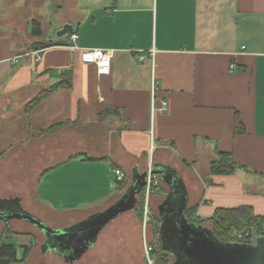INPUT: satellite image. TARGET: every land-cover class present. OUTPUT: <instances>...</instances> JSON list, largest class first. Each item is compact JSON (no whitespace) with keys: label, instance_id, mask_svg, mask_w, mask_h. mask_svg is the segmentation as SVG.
Returning a JSON list of instances; mask_svg holds the SVG:
<instances>
[{"label":"crops","instance_id":"0c3cea01","mask_svg":"<svg viewBox=\"0 0 264 264\" xmlns=\"http://www.w3.org/2000/svg\"><path fill=\"white\" fill-rule=\"evenodd\" d=\"M67 1L59 28L70 24L75 43L0 21V200L59 229L109 208L134 173L161 165L184 184L194 223L241 207L264 218V0ZM83 50L110 53V74L83 64ZM64 72L71 88L27 114L23 105ZM218 152L233 155V174L210 176ZM157 178V215L149 211L158 230L168 189ZM13 224L31 227L22 237L38 230L21 220L0 227Z\"/></svg>","mask_w":264,"mask_h":264},{"label":"water","instance_id":"95a60500","mask_svg":"<svg viewBox=\"0 0 264 264\" xmlns=\"http://www.w3.org/2000/svg\"><path fill=\"white\" fill-rule=\"evenodd\" d=\"M72 30L70 24H63L55 30V38L61 39ZM148 170L151 176L160 177L168 189L158 210V238L162 249L172 257V264H264V238L255 246L219 242L208 227L186 218L187 195L178 174L161 165H152ZM148 170L134 173L131 184L112 206L71 226L52 229L23 210L18 200H0V222L21 220L33 225L44 238L42 254L54 252L72 264L95 245L112 220L136 208Z\"/></svg>","mask_w":264,"mask_h":264},{"label":"rangeland","instance_id":"374dc122","mask_svg":"<svg viewBox=\"0 0 264 264\" xmlns=\"http://www.w3.org/2000/svg\"><path fill=\"white\" fill-rule=\"evenodd\" d=\"M7 5L3 8L4 12L0 13V21L3 22L2 24H13L19 30L23 26L26 30H29L32 22H35L39 24V28L42 31L41 36H51L54 39H56L54 32L59 28L60 21L67 14L68 9L67 0H10V5ZM14 7H16L15 12L13 11ZM40 92L23 105L25 111L31 108L32 103L38 98ZM6 104L4 101H0V116L2 117L0 121L5 118L1 113L6 108ZM25 176L30 177L28 173L25 175L23 172H20L18 174V180L23 179ZM164 191L166 193V190ZM139 204H137L135 210L126 212L112 220L98 235L95 245L83 254L80 260L72 264H147L145 246L148 244L147 247H150V243H157V228L155 226L156 223L151 224V221L144 225L145 219L137 211L140 207ZM148 204L149 215L152 213L157 215L155 209L156 203L150 197ZM27 207L29 208L30 205L27 204ZM150 208L152 209V213L149 211ZM8 227L10 229L12 228L11 231L16 235L5 233L2 238V243L15 246L17 260H21L23 257L24 251L21 245L30 247L27 256L17 264H67L54 252L41 253L42 251L40 250H43L41 245L44 238L38 230L35 229L33 235L24 233L27 237H22L23 232L31 228L29 225H26V230L23 229L25 225L24 227L20 226L22 228H18L14 224ZM206 227L211 230L209 224ZM3 230L0 227V234ZM166 255L167 260L161 261V264H172L173 259L168 254ZM149 259L150 261L154 260L153 256H149ZM152 262L154 264V261Z\"/></svg>","mask_w":264,"mask_h":264},{"label":"trees","instance_id":"16d2710c","mask_svg":"<svg viewBox=\"0 0 264 264\" xmlns=\"http://www.w3.org/2000/svg\"><path fill=\"white\" fill-rule=\"evenodd\" d=\"M32 32L31 36L33 38H38L41 36V32L39 29V24L32 22ZM56 46H61V42H55L53 43ZM48 43H44L42 45L37 46V49H43L45 47H48ZM33 48H36L35 45L32 46ZM71 88V74L70 72H64L61 74V80L60 82L52 85L51 87H48L47 89L41 90L38 98L34 100V102L31 105V108L26 111L28 114L34 107H36L40 102L43 100H46L48 97H50L53 93H55L58 90L61 89H70ZM56 126L49 128L45 132H50L53 129H55ZM44 133V131H43ZM235 135H240L243 133L242 125L239 123V121L235 122V128H234ZM237 168V164L234 161L233 155L231 153H217V158L210 164V176H228L234 173V171ZM119 184V190L124 189L126 187V182H120ZM156 188L153 189V191ZM152 191V192H153ZM140 207L137 209L139 212V215L142 217L143 215V192L139 199ZM195 212L196 207L189 208L186 211V218L191 222H199L197 219H195ZM202 223H208L211 226V231L214 235V237L221 243H225V240L227 239V235L232 231H243L244 229L249 228H260L264 226V218L257 217L252 214L251 210L249 208L241 207L237 209H217L215 210L213 216L206 220L202 221ZM157 228V227H156ZM156 230V234H157ZM5 233H9L14 235L15 233L11 231V229L7 226L2 233L0 234V238L3 237ZM16 235V234H15ZM151 247L153 249V259L154 264H161V261H166V257L168 253H166L161 245L158 243L151 244ZM23 257L21 260H17V253L15 246L3 244L2 239L0 240V264H17L27 256L30 247L23 246ZM165 264V263H163Z\"/></svg>","mask_w":264,"mask_h":264},{"label":"built area","instance_id":"2783aa9c","mask_svg":"<svg viewBox=\"0 0 264 264\" xmlns=\"http://www.w3.org/2000/svg\"><path fill=\"white\" fill-rule=\"evenodd\" d=\"M69 39L72 43H75L77 39V35L71 32L69 34ZM38 54V53H37ZM111 58L112 55L108 52H104L101 50H83L81 51V61L83 64L93 65L96 70L97 76H108L111 70ZM39 60V56L36 57ZM234 65L231 66V70L234 69ZM114 177L116 183L123 182L125 179L124 174L119 171H114ZM159 185V180L157 177L151 176L148 170L147 172V180L145 186L143 187V196H144V204L142 206L143 217L145 219L144 225L150 222V215L148 212V199L153 191ZM157 235V234H156ZM225 240L227 244H241V245H251L255 246L257 241L261 238H264V226L260 228H249L244 229L243 231H232L230 232ZM158 239V236H156ZM145 243V240H144ZM146 244V243H145ZM150 247H147L148 244L145 246L146 249V261L147 264H153L150 261L149 256L152 257L153 249L151 247V243L149 244Z\"/></svg>","mask_w":264,"mask_h":264},{"label":"flooded vegetation","instance_id":"af4514ba","mask_svg":"<svg viewBox=\"0 0 264 264\" xmlns=\"http://www.w3.org/2000/svg\"><path fill=\"white\" fill-rule=\"evenodd\" d=\"M158 231V230H157ZM157 236H158V232H157ZM158 243L160 244L159 238L157 239ZM170 256V255H169ZM171 257V256H170ZM172 258V257H171Z\"/></svg>","mask_w":264,"mask_h":264}]
</instances>
